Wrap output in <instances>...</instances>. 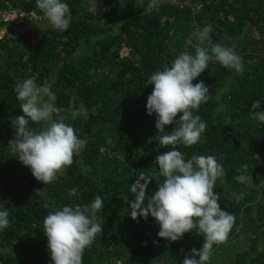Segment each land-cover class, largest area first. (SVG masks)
I'll return each instance as SVG.
<instances>
[{
  "label": "trees",
  "instance_id": "obj_1",
  "mask_svg": "<svg viewBox=\"0 0 264 264\" xmlns=\"http://www.w3.org/2000/svg\"><path fill=\"white\" fill-rule=\"evenodd\" d=\"M64 2L73 18L61 32L36 0H0V208L10 213L9 226L0 231V264H53L45 216L65 205H88L97 195L102 232L85 248L82 264H183L202 247L198 228L176 241L160 238L155 218L133 219L129 204L135 198L130 185L141 175L152 178L146 198L154 194L164 180L155 158L173 147L159 144L156 114H147L153 90L147 80L179 52L195 54L194 33L204 29L202 46L210 48V40L233 47L243 70L213 60L193 81L209 87V99L194 111L206 129L200 142L175 147L186 159L214 155L224 168L214 191L235 222L227 239L213 245L210 264H264V122L250 115L252 103L264 100V0H158L153 8L150 0H97L96 13L88 11L89 0ZM13 12L30 15L22 22L4 19ZM30 77L51 85L63 119L86 141L46 185L11 144L12 120L23 115L14 87ZM81 104L87 119L72 117ZM29 127L38 132L43 125ZM175 127L166 125V132ZM242 165L246 183L235 179Z\"/></svg>",
  "mask_w": 264,
  "mask_h": 264
},
{
  "label": "clouds",
  "instance_id": "obj_2",
  "mask_svg": "<svg viewBox=\"0 0 264 264\" xmlns=\"http://www.w3.org/2000/svg\"><path fill=\"white\" fill-rule=\"evenodd\" d=\"M157 2L150 0L148 7H155ZM36 5L53 29L61 32L69 29L73 14L64 0H36ZM97 8V0H89L88 11L96 13ZM207 31L194 33L197 40L195 54L179 52L170 64L166 63L162 70L153 72L148 78L147 84L153 85V90L147 97V114H156L155 126L163 133L159 136V144L173 147L155 158L159 175L164 180L158 182V188L150 198H146L152 180L150 176L141 175L130 185L135 196L129 204L131 217L147 219L150 214L159 223L158 237L176 241L194 227L203 233L202 247L193 248L183 264H210L213 245L227 239L235 222L234 215L221 207L219 195L214 191L217 179L225 175L223 165L214 155L193 154L186 159V155L175 147L181 143L191 146L200 142L206 129V122L194 111L209 99V87L203 81H193L213 60L237 73L243 70L242 58L233 47L212 44L210 40V48L202 46ZM14 91L23 112L12 120L16 138L11 144L15 156L46 185L72 163L74 154H79L86 141L63 119L62 109L56 105L57 96L49 83L38 85L36 79L30 77L18 81ZM250 115L252 119L264 122V100L252 103ZM79 116L88 118V110L83 104L72 112L73 118ZM30 122L42 123V130L33 131ZM173 123L179 127L166 132L165 126ZM240 171L235 179L246 183L249 179L247 165H242ZM71 191L73 195L76 193V189ZM103 208L102 197L97 195L83 207L65 205L47 213L42 228L53 264H82L85 248L93 243L97 233L102 232L96 217ZM9 224V210L0 208V231Z\"/></svg>",
  "mask_w": 264,
  "mask_h": 264
},
{
  "label": "built area",
  "instance_id": "obj_3",
  "mask_svg": "<svg viewBox=\"0 0 264 264\" xmlns=\"http://www.w3.org/2000/svg\"><path fill=\"white\" fill-rule=\"evenodd\" d=\"M30 14L28 13H23L18 15L17 13L13 12V13H8V14H4L3 17L5 20H18L20 22L25 21V19H27L29 17Z\"/></svg>",
  "mask_w": 264,
  "mask_h": 264
},
{
  "label": "rangeland",
  "instance_id": "obj_4",
  "mask_svg": "<svg viewBox=\"0 0 264 264\" xmlns=\"http://www.w3.org/2000/svg\"><path fill=\"white\" fill-rule=\"evenodd\" d=\"M3 33H4V30H2V31L0 30V36L3 35ZM128 52H129V50H127V49L123 50V53H125V54H127Z\"/></svg>",
  "mask_w": 264,
  "mask_h": 264
}]
</instances>
